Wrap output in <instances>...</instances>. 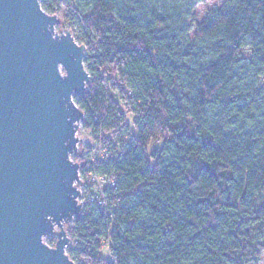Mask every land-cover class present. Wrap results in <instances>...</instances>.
I'll list each match as a JSON object with an SVG mask.
<instances>
[{
    "label": "trees",
    "instance_id": "16d2710c",
    "mask_svg": "<svg viewBox=\"0 0 264 264\" xmlns=\"http://www.w3.org/2000/svg\"><path fill=\"white\" fill-rule=\"evenodd\" d=\"M154 1H41L86 48L91 78L74 97L94 145L92 157L74 159L83 209L67 228V255L74 264H256L264 0H226L191 25L148 8Z\"/></svg>",
    "mask_w": 264,
    "mask_h": 264
},
{
    "label": "water",
    "instance_id": "95a60500",
    "mask_svg": "<svg viewBox=\"0 0 264 264\" xmlns=\"http://www.w3.org/2000/svg\"><path fill=\"white\" fill-rule=\"evenodd\" d=\"M41 1L0 0V264H74L67 228L83 209L72 156L86 48Z\"/></svg>",
    "mask_w": 264,
    "mask_h": 264
},
{
    "label": "rangeland",
    "instance_id": "374dc122",
    "mask_svg": "<svg viewBox=\"0 0 264 264\" xmlns=\"http://www.w3.org/2000/svg\"><path fill=\"white\" fill-rule=\"evenodd\" d=\"M162 2L160 3H157V1H154L153 3L149 2L147 4V7L151 8L153 6H156L158 13H161L163 16L166 15V12L175 13L176 16H179L187 20V23L189 25H191L192 20L197 23H200L207 16L213 14L216 10L221 9L226 5V0H162ZM65 32H70V31H67L64 28L56 27V33L63 34ZM82 123L80 124V128L77 133V138L80 140V143L77 146V152L72 156L73 161L74 159L81 160L84 158V156L88 157L89 154H91V157L93 156L92 150L90 151V153L87 151L89 147L90 148L93 147L94 141L92 137L89 135V133L83 130ZM153 149L154 148L150 149V151H152ZM86 153L88 154L85 155ZM80 188L79 191L80 192L82 191V194H84V186ZM56 241L57 240L55 236L49 237L48 239L45 240V242H47L51 247L55 246ZM256 264H264V255L262 256L261 260L258 261Z\"/></svg>",
    "mask_w": 264,
    "mask_h": 264
},
{
    "label": "built area",
    "instance_id": "2783aa9c",
    "mask_svg": "<svg viewBox=\"0 0 264 264\" xmlns=\"http://www.w3.org/2000/svg\"><path fill=\"white\" fill-rule=\"evenodd\" d=\"M94 180L97 181L98 184H105V182H106L104 179H97V178H96V179H94ZM80 181H81V183H82L81 187H83V182H82L81 179H80ZM112 186H113V185H112ZM80 189H82V188H80ZM80 189H79V190H80ZM80 193H81V198L79 199V202L83 204V195H84V194H82V191H81ZM46 239H48V238H46ZM46 239H45V240H46ZM45 240H44V242H45ZM45 243H46L47 245H49L47 242H45ZM49 246H50V245H49ZM50 247H51V246H50Z\"/></svg>",
    "mask_w": 264,
    "mask_h": 264
}]
</instances>
